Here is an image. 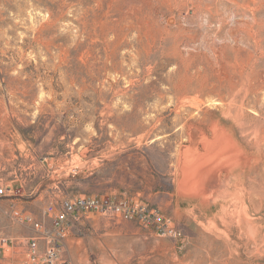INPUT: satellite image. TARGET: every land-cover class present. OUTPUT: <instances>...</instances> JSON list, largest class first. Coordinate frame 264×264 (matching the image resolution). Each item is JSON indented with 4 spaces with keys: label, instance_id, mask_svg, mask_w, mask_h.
I'll return each mask as SVG.
<instances>
[{
    "label": "rangeland",
    "instance_id": "obj_1",
    "mask_svg": "<svg viewBox=\"0 0 264 264\" xmlns=\"http://www.w3.org/2000/svg\"><path fill=\"white\" fill-rule=\"evenodd\" d=\"M262 141L264 0H0L8 264L12 205L51 229L79 198L110 209L70 223L69 264H264Z\"/></svg>",
    "mask_w": 264,
    "mask_h": 264
},
{
    "label": "built area",
    "instance_id": "obj_2",
    "mask_svg": "<svg viewBox=\"0 0 264 264\" xmlns=\"http://www.w3.org/2000/svg\"><path fill=\"white\" fill-rule=\"evenodd\" d=\"M21 197L22 190L19 187L0 184V198ZM108 209H110V202L107 198H79L66 201L61 204L59 210L49 207L45 211L51 226V229H46L31 216L18 212L12 205L9 212L11 219L19 224L30 226L33 231V235L28 239L24 264H69L63 253L62 239L70 223L80 214L105 212ZM161 234L163 235L164 232ZM8 244H12V241L6 238L0 239V249Z\"/></svg>",
    "mask_w": 264,
    "mask_h": 264
},
{
    "label": "crops",
    "instance_id": "obj_3",
    "mask_svg": "<svg viewBox=\"0 0 264 264\" xmlns=\"http://www.w3.org/2000/svg\"><path fill=\"white\" fill-rule=\"evenodd\" d=\"M2 222V220H0V223ZM23 239H22V237H20V239L18 240V242H17V244H16V247L18 248V249H22V250H25L26 249V243L25 242H23L22 241ZM20 258H22V259H26V254L24 253V254H22L21 256H20ZM18 259H13V260H6V258H5V256H4V249L2 248V249H0V264H8V262H12V263H18Z\"/></svg>",
    "mask_w": 264,
    "mask_h": 264
},
{
    "label": "bare ground",
    "instance_id": "obj_4",
    "mask_svg": "<svg viewBox=\"0 0 264 264\" xmlns=\"http://www.w3.org/2000/svg\"><path fill=\"white\" fill-rule=\"evenodd\" d=\"M224 110V109H223ZM213 127H214V125H213ZM198 134V133H197ZM216 139V141L217 140H219L217 137L215 138ZM195 141V140H194ZM222 141V140H221ZM221 141H220V143H221ZM218 142V141H217ZM264 141H262V143H263ZM204 143V142H203ZM212 144V143H211ZM214 144H216L215 143V141H214ZM214 144H213V146H214ZM218 144H219V142H218ZM261 144V143H260ZM221 145V144H220ZM225 145H226V142H225ZM191 146H193V145H191ZM195 146V145H194ZM223 146V145H222ZM192 148V147H191ZM216 148H218V147H216ZM215 149V148H214ZM219 149V148H218ZM219 152H220V150H219ZM232 152V151H231ZM213 153H215V151L213 152ZM229 153H230V151H229ZM208 154V153H207ZM209 154H210V152H209ZM220 154H221V152H220ZM223 154V153H222ZM211 155V154H210ZM214 155V154H213ZM217 155H219L218 153H217ZM249 155V154H248ZM209 156V155H208ZM228 157V156H227ZM224 158H225V156H224ZM228 158H230V157H228ZM212 159V158H211ZM247 158H245V160H246ZM213 160V159H212ZM200 161V160H199ZM204 162H206V160L204 161ZM215 162V161H214ZM234 162V161H233ZM194 163V162H193ZM195 163H196V161H195ZM194 163V164H195ZM192 164V163H191ZM200 164V163H199ZM198 165V164H197ZM213 166V165H212ZM263 166V165H262ZM264 167V166H263ZM195 168V167H194ZM201 168H205V167H201ZM201 168H199L198 170H200ZM258 168V167H257ZM193 169V168H192ZM263 169V168H262ZM190 171H192V170H190ZM257 171V170H256ZM264 171V170H263ZM192 173V172H191ZM190 181V180H189ZM186 183V182H185ZM259 188V187H258Z\"/></svg>",
    "mask_w": 264,
    "mask_h": 264
}]
</instances>
